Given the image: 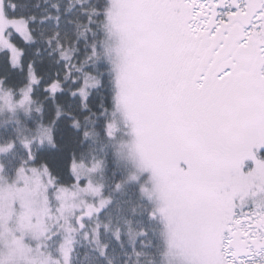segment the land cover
<instances>
[{
    "label": "snow or ice",
    "instance_id": "1",
    "mask_svg": "<svg viewBox=\"0 0 264 264\" xmlns=\"http://www.w3.org/2000/svg\"><path fill=\"white\" fill-rule=\"evenodd\" d=\"M0 264H264V0H0Z\"/></svg>",
    "mask_w": 264,
    "mask_h": 264
}]
</instances>
